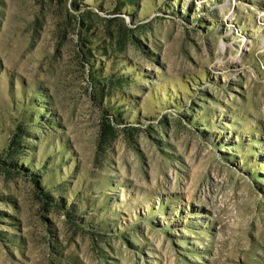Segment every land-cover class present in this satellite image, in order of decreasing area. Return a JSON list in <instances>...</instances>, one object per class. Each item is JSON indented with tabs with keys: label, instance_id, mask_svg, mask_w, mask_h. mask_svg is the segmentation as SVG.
I'll return each mask as SVG.
<instances>
[{
	"label": "rangeland",
	"instance_id": "obj_1",
	"mask_svg": "<svg viewBox=\"0 0 264 264\" xmlns=\"http://www.w3.org/2000/svg\"><path fill=\"white\" fill-rule=\"evenodd\" d=\"M0 264H264V0H0Z\"/></svg>",
	"mask_w": 264,
	"mask_h": 264
},
{
	"label": "trees",
	"instance_id": "obj_2",
	"mask_svg": "<svg viewBox=\"0 0 264 264\" xmlns=\"http://www.w3.org/2000/svg\"><path fill=\"white\" fill-rule=\"evenodd\" d=\"M12 146H14V147H15V146H16V144H14V145H12Z\"/></svg>",
	"mask_w": 264,
	"mask_h": 264
}]
</instances>
